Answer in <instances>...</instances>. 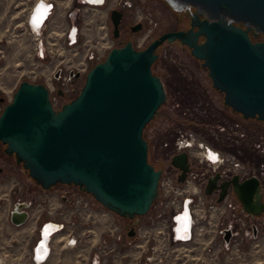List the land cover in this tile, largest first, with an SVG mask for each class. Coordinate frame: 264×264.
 Wrapping results in <instances>:
<instances>
[{
  "label": "water",
  "instance_id": "1",
  "mask_svg": "<svg viewBox=\"0 0 264 264\" xmlns=\"http://www.w3.org/2000/svg\"><path fill=\"white\" fill-rule=\"evenodd\" d=\"M166 2L175 10L192 7L188 28L160 32L143 47L131 40L111 46L84 72L78 92L58 106L44 82L22 79L0 112V140L32 181L42 189L58 182L76 185L99 205L133 219L128 236L135 234L137 216L146 214L159 196L162 167L148 160L144 127L166 100L163 80L151 70L162 42L179 40L187 45L208 69L224 104L243 117L264 120V0ZM121 17V9H110L114 38L119 36ZM140 25L134 23L132 31ZM249 31L262 38L252 40ZM57 93L64 92L58 88ZM187 161L184 150L170 158L180 169L178 181L189 169ZM218 175H210L205 193L217 185ZM231 182L242 209L251 216L262 213L258 179L250 176L238 181L234 175ZM228 183L218 184L217 200ZM25 206L21 202L13 207L12 224L26 222ZM229 236L230 230L225 229L223 239L228 241Z\"/></svg>",
  "mask_w": 264,
  "mask_h": 264
},
{
  "label": "rangeland",
  "instance_id": "2",
  "mask_svg": "<svg viewBox=\"0 0 264 264\" xmlns=\"http://www.w3.org/2000/svg\"><path fill=\"white\" fill-rule=\"evenodd\" d=\"M33 1L0 0V92L10 99L20 80L40 81L48 85L51 101L58 106L78 92L82 86L85 71L80 72L79 76L73 74L80 70L74 57L69 58L71 51L68 48L63 47L65 52H61L59 48L61 46L53 45L42 58L35 55L33 49L35 39L26 22L28 8ZM124 1L130 4L123 5ZM161 3V0H105L103 8H121L132 24L142 21L146 25L145 28L133 33L127 31L126 34L122 30L121 34L114 38L111 36L109 23L110 40L114 44L131 40L136 47L145 46L174 21L175 10ZM155 22L158 24L156 25ZM121 29H123L122 26ZM261 38V34L256 36V39ZM91 45L90 49L93 53L98 54L100 43ZM158 53L153 70L164 80L169 82L172 72H177L190 81L175 89L166 82L167 98L159 107L158 113L144 127V137L149 144V158L156 167L164 166L166 153L179 127L193 128L210 142L209 133L212 124L210 122H213L211 114L214 112H226L230 117L238 120L236 121L238 125L233 123L229 125V132L242 131L243 123L247 120L241 119L240 114L225 107L223 94L212 86L208 69L201 65L200 59L192 56L187 45L178 41L162 42L158 47ZM93 63L94 61L89 62V67ZM59 69L62 72H55ZM55 73H58V76H55ZM58 88H61L65 94L57 93ZM249 121L253 122V120ZM260 125L264 123L261 122ZM0 182H6V187L0 188V245L3 251V264H29L27 251L33 237L32 219L22 225H13L9 221V213L7 218L5 217L7 208L10 209L15 202L19 191L21 192L19 194L25 198L31 199V209L36 206L37 200L32 199V195L27 191V188L35 182L25 168L17 165L11 169L2 168ZM57 184L48 189V193L62 194L77 188L73 184H60V182ZM66 194L67 204L72 205L74 195ZM83 195L93 211L104 213L102 216L105 218V227L98 220L93 227L95 235H100L99 232L102 231L98 242L104 244L101 247L103 250L100 249V257L101 260L103 259L101 264H138L142 261L145 251L139 246H132L133 242H139V238H129L124 230L128 218L99 205V202L89 193L85 192ZM144 215L137 216V223L146 220ZM89 217L85 222L82 221L83 224L79 228L86 229L87 226L92 225ZM221 225V223L218 224V227ZM260 225L256 236L241 238L237 234L224 251L219 250L213 256L206 255L202 244L198 241L189 244H169L156 254V264H202L203 259L206 258L213 264H264V223ZM85 232L90 237L89 240L77 247H61V241L58 242L47 264H89L88 260L96 251L98 243L95 244L97 237L94 234L89 233L87 229ZM217 239H220L219 233L215 237V240Z\"/></svg>",
  "mask_w": 264,
  "mask_h": 264
},
{
  "label": "built area",
  "instance_id": "3",
  "mask_svg": "<svg viewBox=\"0 0 264 264\" xmlns=\"http://www.w3.org/2000/svg\"><path fill=\"white\" fill-rule=\"evenodd\" d=\"M104 3L105 0H34L28 8L26 22L35 39V55L42 58L53 45L61 46V52H65L63 47L68 48L71 51L69 58L74 57L79 65V72H86L89 62L100 60L115 45L108 32V10L112 7L103 8ZM123 3L130 4L128 1ZM98 43L100 49L97 50L98 54H94L90 46ZM173 136L159 175V196L152 201L151 210L144 215L146 220L134 226L133 236L139 238V242H133L132 246H139L145 251L144 259L138 264H156V254L169 244H189L196 241L202 244L206 255L213 256L219 250L224 251L237 234L241 238L256 236L260 230L259 225L264 223V210L262 216L254 217L242 209L240 202L230 200L229 194L217 200L219 187L213 188L210 193L204 192L208 178L217 171L225 174L229 170L230 177L237 174L239 179L245 178V169L233 154L217 149L193 128L179 127ZM182 150L187 153L189 169L184 179L178 181L180 169L169 161L174 153ZM261 177L258 191L264 202V171ZM1 187L5 188L6 183L0 182ZM68 191L59 194L48 193L49 190L43 189L36 193L37 203L33 209L30 208L31 199L21 196L17 197L10 209L7 208L5 218L17 204L27 203V220L32 219L33 222L32 242L27 251L29 264H47L60 241L61 247L73 248L89 240L86 229L97 237L95 244L100 241L102 231L99 232L100 235H95L93 227L96 220L105 227V218L102 216L104 213L91 209L83 195L85 192L80 188ZM66 193L74 195L72 205L67 204ZM88 217L91 218L92 225L86 229L79 228ZM50 223L56 227L48 228ZM220 223L222 225L218 227ZM185 224L186 230L181 228ZM225 229L230 230L228 241L223 239ZM216 232L220 234V239L215 240ZM102 245L104 244L96 245L97 249L90 256L89 264H101ZM1 247L0 245V264H3ZM208 260L203 259L202 264H213Z\"/></svg>",
  "mask_w": 264,
  "mask_h": 264
},
{
  "label": "flooded vegetation",
  "instance_id": "4",
  "mask_svg": "<svg viewBox=\"0 0 264 264\" xmlns=\"http://www.w3.org/2000/svg\"><path fill=\"white\" fill-rule=\"evenodd\" d=\"M161 1H162L161 4L167 5L169 8H172V7H170L169 4H167L166 0H161ZM119 9H121V8H119ZM173 10H175V9H173ZM191 10H192V7L190 9L184 8V9H180V10H175L174 12L176 14L174 15V17H175L174 21L168 27L162 29L161 32L166 31V30H178V29L185 30L186 28H188L190 26V16L189 15L191 13ZM127 18L128 17L125 16V12L122 10V17L120 18L121 21H120V25H119V35L121 34L122 30L124 31V33L126 32V34H127V31H130L132 33L136 31V30L132 31V25H134V23L132 24ZM139 22L141 25L137 30H140L141 28L146 27L144 22H142V21H139ZM155 24L157 25L158 23L155 22ZM160 24H161V22H160ZM110 26H111V23H110ZM121 26L123 29H121ZM249 34H250V31H249ZM202 39H203V37L199 38V40H202ZM174 41L180 42L179 40H174ZM157 50H158V48H157ZM55 72H62V71L59 69V70H56ZM69 72H73V71H69ZM155 73L159 74L156 71H155ZM56 74L58 76V73H56ZM161 78L163 80L165 88H166L167 83H169V85L174 87V89L179 87L183 83L190 81V80H188L187 77H185V76L183 77L180 74H177V72H172V74L169 77L170 78L169 82H167V80H164L162 76H161ZM63 94H65V93H63ZM166 98H167V96H166ZM7 100H9V99H7L0 92V112H1L2 108L4 107ZM224 105H225V107H229L226 104H224ZM229 108L232 111H235L231 107H229ZM235 112L240 114L237 111H235ZM211 115H212L211 117L213 119L212 120L213 122H210L212 124L210 125L211 132L209 133L211 144L223 152L233 154L235 156V158H237V160L240 162V164H242L243 168L245 169V171H244V173L246 174L245 178L250 177V176H255L258 179L257 185L260 188L259 184L261 183V178H262L261 175H262V171H264V125H260V123L261 122L264 123V120L257 119L256 117L255 118L254 117L246 118L240 114L241 119L244 118L245 120H247V122L243 123L242 131L240 133H236V132H229L228 131V127L230 124L233 123L234 125H238V123L236 122L238 120H235L236 118L230 117L229 114H227L226 112H220V113L214 112ZM249 120H253V122H250ZM5 148H6V144L0 140V171L2 170V168L4 169V167L6 169H11V167H13L14 165L15 166L17 165L18 167L22 166V163L18 162L15 155H13L14 153H9L8 151H6ZM148 149H149V144H148ZM148 160L150 161L149 150H148ZM150 163H152V162L150 161ZM228 172H229V170H227L225 172V174H223L219 171L216 172L219 175H218L217 180H216L217 185L214 188H216V187L218 188V184L220 182H222L224 180H228L229 183H228L226 192L223 195V197L226 194H229L228 196H229L230 200H232L233 202H240L236 193L233 190V186H232V182H231L232 177L234 175H237V174H233L230 177ZM245 178L239 179V176L237 175L238 181H242ZM60 184H63V183H60ZM54 185H58V184L56 183ZM70 185H72V184H70ZM40 190H43V189L36 182H35V184H33L32 186H29L27 188L28 194L32 195V199H35L36 193L40 192ZM46 190H48V189H46ZM19 193H21V192L19 191ZM19 193H18L17 197L18 196L24 197L23 195H21ZM259 194H260V192H259ZM261 197H262V195L260 194L259 198H261ZM62 198H64V196H62ZM257 215H258V217L262 216L263 212L259 213ZM254 217H256V216H254ZM127 222L128 223H125V228H126L125 230H127L128 226L132 224L133 219L128 218Z\"/></svg>",
  "mask_w": 264,
  "mask_h": 264
},
{
  "label": "bare ground",
  "instance_id": "5",
  "mask_svg": "<svg viewBox=\"0 0 264 264\" xmlns=\"http://www.w3.org/2000/svg\"><path fill=\"white\" fill-rule=\"evenodd\" d=\"M92 2L93 1H95V2H102V0H91ZM49 226H48V228H54V227H56V225H54L53 223H50V224H48ZM181 226V225H180ZM181 228H183L184 230H186L187 229V225L185 224V225H182L181 226ZM47 230V229H46ZM48 231V230H47Z\"/></svg>",
  "mask_w": 264,
  "mask_h": 264
},
{
  "label": "trees",
  "instance_id": "6",
  "mask_svg": "<svg viewBox=\"0 0 264 264\" xmlns=\"http://www.w3.org/2000/svg\"><path fill=\"white\" fill-rule=\"evenodd\" d=\"M259 35V34H258ZM250 36H251V38H252V40H254V39H256V36L257 35H253V33L252 32H250ZM155 62V61H154ZM154 62L152 63V69L151 70H153V64H154ZM153 72L155 73V71L153 70ZM134 236H132V237H130V238H133Z\"/></svg>",
  "mask_w": 264,
  "mask_h": 264
}]
</instances>
